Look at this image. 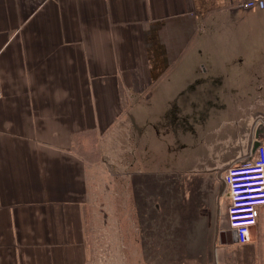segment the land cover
I'll return each instance as SVG.
<instances>
[{
    "label": "crops",
    "instance_id": "crops-1",
    "mask_svg": "<svg viewBox=\"0 0 264 264\" xmlns=\"http://www.w3.org/2000/svg\"><path fill=\"white\" fill-rule=\"evenodd\" d=\"M181 127L217 163L171 264H264V206L239 244L222 182L264 145V0H0V264H86L101 164L144 187Z\"/></svg>",
    "mask_w": 264,
    "mask_h": 264
},
{
    "label": "rangeland",
    "instance_id": "rangeland-1",
    "mask_svg": "<svg viewBox=\"0 0 264 264\" xmlns=\"http://www.w3.org/2000/svg\"><path fill=\"white\" fill-rule=\"evenodd\" d=\"M187 122L194 123L191 120ZM179 137V150L174 145L171 153L180 159L154 162V166L148 164L144 187L133 183L132 191L128 188L122 176V162L101 164L87 210L86 264H141L142 258L136 253L141 247L161 251L163 256L158 261L165 264L172 261L181 263L185 259L173 255L178 250L189 248L193 217L188 212H194L193 207H198L200 198L207 192L206 189L203 195L196 192L199 182L205 181L204 184L208 185L209 177L201 172L217 162L192 159L203 147L198 143L202 139L199 128L181 127ZM141 189L144 192L141 193ZM156 202L161 208L156 212L150 210L153 212L151 215L148 207ZM198 210L202 218L203 210ZM196 247H200L199 241Z\"/></svg>",
    "mask_w": 264,
    "mask_h": 264
},
{
    "label": "built area",
    "instance_id": "built-area-1",
    "mask_svg": "<svg viewBox=\"0 0 264 264\" xmlns=\"http://www.w3.org/2000/svg\"><path fill=\"white\" fill-rule=\"evenodd\" d=\"M254 2L241 4L248 9ZM228 195L227 222L239 244L247 241L255 226L259 209L264 206V145L256 149L254 159L229 165L222 174Z\"/></svg>",
    "mask_w": 264,
    "mask_h": 264
},
{
    "label": "water",
    "instance_id": "water-1",
    "mask_svg": "<svg viewBox=\"0 0 264 264\" xmlns=\"http://www.w3.org/2000/svg\"><path fill=\"white\" fill-rule=\"evenodd\" d=\"M258 146V144H254V148H256Z\"/></svg>",
    "mask_w": 264,
    "mask_h": 264
}]
</instances>
